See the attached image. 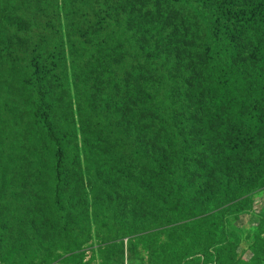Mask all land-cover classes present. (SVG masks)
<instances>
[{"label":"trees","instance_id":"trees-1","mask_svg":"<svg viewBox=\"0 0 264 264\" xmlns=\"http://www.w3.org/2000/svg\"><path fill=\"white\" fill-rule=\"evenodd\" d=\"M0 88V127L17 128L11 154L0 135V239L28 244L12 264H29L21 252H45L51 235L75 251L68 222L78 217L89 229L125 221L128 231L101 249L103 264H199L187 251L193 234L163 246L150 229L185 221L171 206L161 217L136 207L170 205L190 180L205 192L228 160L250 193L264 189V0H0ZM198 130L206 141L195 164L202 142L186 133ZM243 214L257 213L249 203L227 216ZM133 222L138 238L127 245ZM232 229L214 241V264H228L217 260L241 242ZM141 239L154 246L147 257Z\"/></svg>","mask_w":264,"mask_h":264},{"label":"rangeland","instance_id":"rangeland-1","mask_svg":"<svg viewBox=\"0 0 264 264\" xmlns=\"http://www.w3.org/2000/svg\"><path fill=\"white\" fill-rule=\"evenodd\" d=\"M8 74L5 69L1 70V75L4 76ZM1 91V88H0ZM6 94H0V107L3 108L1 112L4 111L6 107ZM8 120V119H7ZM0 135L2 139L7 144V150L9 154L13 153V148L16 145L15 141L17 139V128L11 123H6L5 126L0 127ZM188 137H193L190 143H196L198 141L202 142V152L196 153L194 158V163L199 164L200 158L204 155L205 141L206 137L203 130H198L196 132L188 131L186 133ZM141 144L144 146L146 142L135 134H132ZM163 141H165V146L159 151L164 155L168 153V142L165 140L164 135L160 136ZM180 153L179 149H175ZM226 148L219 147L218 152L224 156ZM132 155L131 151L128 150L126 153L127 159ZM82 156L81 164L78 161V165L82 169H86L84 157ZM227 157V156H226ZM126 159V160H127ZM233 161V160H232ZM219 170H216L218 174L216 177H212V183L209 185L205 192H199V189L203 185V182H194L190 180L189 182L183 183L179 195L172 201L170 205H163L160 203L153 202L149 205L141 207H136V209L144 210L151 217H161L166 214L165 209L171 206L174 213V218L179 220H185L182 223L168 222V224L161 225L160 223H155L150 226L152 232L158 234V239L163 243V246L171 245L180 236L185 234H193L195 239L192 245L188 248V253H193L191 258H197L199 264H214L212 253L215 251L214 241L217 237L229 234V227H232L235 233L241 232V242L238 244H231L229 255H222V258L217 260V263L223 261L225 263H230L226 261L227 259H234L235 264H264V218L258 216L257 214H264V189H259L253 191L249 190L252 188L249 182V177L244 174V177L239 176L235 162L228 160L223 167L217 166ZM79 167L74 163L70 166L71 171L78 170ZM47 170H50L47 168ZM211 171V172H210ZM61 173L66 174V170L61 168ZM208 175L212 173L209 168L206 170ZM54 175V170L51 171ZM95 180V177H93ZM61 188L66 190L70 187L65 179L62 178ZM70 187L69 191L72 190ZM86 197V196H85ZM206 202L213 203L212 209L209 214L211 217H207L202 214L203 205ZM249 203L252 204L253 211L257 214H243L238 217H228L230 211L237 210L241 207H246ZM76 215H73L75 218ZM211 218L208 222L206 228L201 225L202 220ZM228 218V219H227ZM75 222H68L70 230H75L77 233V243L75 251H69L66 245L69 244L70 238L67 236H54L51 235L47 241L43 242L45 245V252H42L39 248L34 247L32 250L22 251V255L25 259H29V264H103L104 259L101 256V249H105L111 241L109 239L116 233L118 229L124 231L127 230V225L125 221L115 220L113 223L106 225H101L100 220H95L89 225L87 222L78 217ZM4 223L0 222V232L4 228ZM203 227V228H202ZM214 228L216 233L211 231ZM227 228V229H226ZM135 229V222L132 223L129 230L128 236H124L121 240L125 244L129 245L132 239L138 238L137 235L132 234ZM6 230V229H5ZM4 230V231H5ZM170 230V231H169ZM261 234V238L259 235ZM218 235V236H217ZM231 236L236 237L235 234ZM237 238V237H236ZM27 240L26 237H21L19 240L10 242L4 239H0V264L2 262L12 264L13 259L19 255V247H27L28 244H23ZM114 240H112L113 242ZM138 251L141 256H148V249L146 245H151L146 240H137ZM178 256V254H177ZM187 257L185 259H191ZM252 259V260H251ZM176 260L178 258L176 257ZM251 260V261H250ZM184 264V262H182Z\"/></svg>","mask_w":264,"mask_h":264}]
</instances>
